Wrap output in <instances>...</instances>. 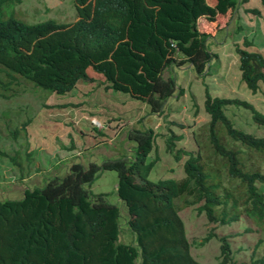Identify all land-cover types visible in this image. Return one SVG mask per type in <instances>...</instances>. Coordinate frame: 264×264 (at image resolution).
Here are the masks:
<instances>
[{
	"label": "trees",
	"instance_id": "1",
	"mask_svg": "<svg viewBox=\"0 0 264 264\" xmlns=\"http://www.w3.org/2000/svg\"><path fill=\"white\" fill-rule=\"evenodd\" d=\"M210 1L73 0L75 23L27 24L14 16V0L5 6L0 0V99L30 87L47 97L65 95L79 82L94 83L91 70L104 79L106 91L127 94L150 114L162 115L167 101L183 94L171 75L164 78L166 69L191 65L196 74L207 75L214 64L209 36L199 32L197 21L249 2ZM247 12L260 15L257 8ZM251 47L244 39L235 53L240 82L255 95L264 88V56ZM203 105L207 136L195 138L196 153L176 150L181 136L172 133L164 141L174 161L184 159L181 179L150 180L159 161L149 160L156 134L137 129L126 135L134 145L129 157L101 165L73 163L63 176L42 178L43 186L25 183L21 198H0V264H201L180 217L188 207L216 227L241 224L244 233L264 235V172L248 164L252 154L264 155V137L237 128L226 112L242 109L260 128L264 114L246 100L213 97L207 89ZM40 120L29 117L13 128L8 122L6 137L16 141L29 128L35 134ZM92 130L106 137L102 129ZM18 155L0 150V158L20 169ZM103 171L117 173L116 195L127 209L123 229L119 206L89 190ZM126 229L134 237L131 244L124 243ZM228 237H218V264H264V256L255 253L248 263L237 262ZM261 244L262 239L255 249Z\"/></svg>",
	"mask_w": 264,
	"mask_h": 264
},
{
	"label": "rangeland",
	"instance_id": "2",
	"mask_svg": "<svg viewBox=\"0 0 264 264\" xmlns=\"http://www.w3.org/2000/svg\"><path fill=\"white\" fill-rule=\"evenodd\" d=\"M207 1L212 4V1ZM256 8L260 15L247 12ZM14 9L16 16L27 24L46 20H55L61 24L76 20L73 0H21V4H16ZM196 27L201 34L209 36L207 45L214 64L207 75L196 74L191 65H173L166 69L164 78L171 75L183 94L169 99L162 115L150 114L144 103L127 94L106 91L104 79L91 70H88V74L94 83L79 82L65 95L51 94L47 97L42 94L43 91L37 89L42 92L38 93L30 87L14 98L0 99V150L9 156L18 152L17 163L20 164V169H17L8 159L0 158V198H21L25 183L40 185L45 176H63L73 163L101 165L104 161L129 157L134 145L126 135L137 129L151 128L156 134V149L149 160L159 157V161L151 172L150 180L183 178L184 159L174 161L166 153L164 141L173 133L182 137L176 141V150L197 152L195 138L204 140L205 134L207 136L204 127L209 121L203 105L205 89L213 97L246 100L264 114V88L261 87L257 94L252 95L240 82L238 57L235 53V46H242L244 39H247L252 42L251 50L264 56V8L260 0H249L247 4L231 8L225 15L215 18L202 17ZM5 112L9 119L3 114ZM226 113L237 128L264 137V128L253 125L246 111L229 108ZM29 117L41 119L35 134L33 128H29L27 134H21L16 141L6 137V123L11 122L13 128ZM94 127L99 131L102 129L106 137L96 135L92 130ZM29 152L32 153L30 161ZM252 163L264 172V155L252 154L248 164ZM117 180L115 171H103L89 190L95 195L106 194L109 203L119 206L123 229L127 209L116 195ZM43 185L41 183L40 186ZM180 217L185 222L186 234L192 244V255L201 264L221 262L218 259V237L225 235L229 236L237 262L248 263L253 253L259 257L264 256V235L244 233L241 224L216 227L209 224L204 216L198 215L194 207L181 210ZM209 233L216 235L202 243ZM260 239L263 244L256 250L255 246ZM124 241L126 244L134 241L127 229Z\"/></svg>",
	"mask_w": 264,
	"mask_h": 264
},
{
	"label": "clouds",
	"instance_id": "3",
	"mask_svg": "<svg viewBox=\"0 0 264 264\" xmlns=\"http://www.w3.org/2000/svg\"><path fill=\"white\" fill-rule=\"evenodd\" d=\"M3 2H4V6L7 4V2H8V0H2ZM20 5L21 4V0L19 1V2H16L15 0H14V3H13V7H12V9H13V12H14V16L18 19V20H20V18H18L17 16H16V10L14 9V6L15 5ZM76 11V10H75ZM78 16H77V13H76V20L75 21H73V22H70V23H61V24H72V23H75L76 21H78ZM20 21H22V20H20Z\"/></svg>",
	"mask_w": 264,
	"mask_h": 264
}]
</instances>
